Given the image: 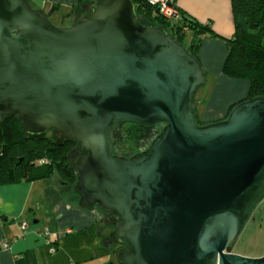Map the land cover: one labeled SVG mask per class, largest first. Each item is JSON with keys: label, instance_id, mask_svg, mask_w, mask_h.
Segmentation results:
<instances>
[{"label": "water", "instance_id": "95a60500", "mask_svg": "<svg viewBox=\"0 0 264 264\" xmlns=\"http://www.w3.org/2000/svg\"><path fill=\"white\" fill-rule=\"evenodd\" d=\"M87 9L56 27L30 0H0V114L78 144L74 193L120 220L124 264H264L233 253L264 201V96L200 125L207 79L188 48L144 25L133 0ZM127 124L164 127L127 157L115 153Z\"/></svg>", "mask_w": 264, "mask_h": 264}, {"label": "crops", "instance_id": "0c3cea01", "mask_svg": "<svg viewBox=\"0 0 264 264\" xmlns=\"http://www.w3.org/2000/svg\"><path fill=\"white\" fill-rule=\"evenodd\" d=\"M101 1L30 0L37 11L50 18L59 15L57 19L71 21L70 26L87 18V6L96 7ZM172 1L180 11L201 23H210L222 37H205L198 50L206 82L216 83L217 88L223 84H242L238 88L232 86L229 91L224 116L216 112L223 99L220 95L209 112L205 111V99L196 101L195 113L205 124L225 120L231 107L247 98L251 85L247 78L230 77L224 72L229 48L223 38L231 39L235 34L232 1ZM23 222L29 226L25 231L21 228ZM45 228L52 232L48 238L40 236ZM113 231L107 215L98 208H80L74 186L55 176L0 185V264H123L119 244L112 238ZM4 243L9 245L8 249H2ZM52 246H56V253L51 252Z\"/></svg>", "mask_w": 264, "mask_h": 264}, {"label": "trees", "instance_id": "16d2710c", "mask_svg": "<svg viewBox=\"0 0 264 264\" xmlns=\"http://www.w3.org/2000/svg\"><path fill=\"white\" fill-rule=\"evenodd\" d=\"M133 1L137 15L144 25H155L166 30L197 59L198 50L205 37L222 39L213 31L210 23H201L185 12L180 11V19L171 22L158 15L147 0ZM231 1L235 34L231 39L223 38L229 48L224 72L230 77L247 78L251 85L247 98L233 105L229 114L241 102L264 96V0ZM127 125V136L138 144L153 138L155 127ZM42 136H29L21 119L16 115L0 114V185L33 182L51 178L55 174H60L68 186L73 187L76 184L77 171L72 166L67 147L78 144L62 140L55 142L45 135ZM41 160L48 163L40 164Z\"/></svg>", "mask_w": 264, "mask_h": 264}, {"label": "rangeland", "instance_id": "374dc122", "mask_svg": "<svg viewBox=\"0 0 264 264\" xmlns=\"http://www.w3.org/2000/svg\"><path fill=\"white\" fill-rule=\"evenodd\" d=\"M58 16H55L54 18L49 17L53 25H55L56 27L70 26L71 21H66L63 18L62 19L59 18L58 20L57 19ZM241 84L242 83H230V85L223 84L217 88L216 83H212L209 80L205 83V85L199 88L196 95V101L199 102L200 99L202 98L205 99L207 101V104L205 106V111L209 112L213 105L212 102L216 100L218 97L220 98L221 96L223 99L221 104L217 108L216 112L217 115L221 114L224 116L226 114V108L228 104L227 102L229 98L228 96L230 95L229 91L231 90L232 86L233 88H238ZM197 119L201 125H207V124L219 122V121H214L205 124L203 123L204 121L202 118L201 119L197 118ZM127 129H128V125H123L120 128L119 132L117 131L115 135L116 145H117L115 147V152L120 156H132L138 152L145 150L152 143V141L161 133L163 127L154 128L152 132L153 138L150 141H144L139 144L135 142V140L127 136V132H126ZM45 136L52 139L55 142L61 141L59 138V134L56 132H49L45 134ZM67 152L71 154L70 155L71 163L76 170V161L80 156L84 155V152L80 149L79 146H75L74 144L68 145ZM54 176L57 177L58 180L60 181L63 182L66 181L60 174H55ZM254 216L256 217V219L254 221L251 220L248 223L243 235L241 236L237 245L233 249V253L251 258H260L264 256V202L259 206Z\"/></svg>", "mask_w": 264, "mask_h": 264}, {"label": "built area", "instance_id": "2783aa9c", "mask_svg": "<svg viewBox=\"0 0 264 264\" xmlns=\"http://www.w3.org/2000/svg\"><path fill=\"white\" fill-rule=\"evenodd\" d=\"M147 3L153 7L156 10V13L158 11V15H160L163 19L167 21H178L181 17V12L177 8L176 4L172 0H147ZM48 161L41 160L40 164H47ZM21 228L25 231L29 228L27 223L23 222ZM52 235V232L49 228H45L42 233H40V236L48 238ZM9 245L4 243L2 245V249H8ZM51 252L56 253L57 248L56 246L51 247Z\"/></svg>", "mask_w": 264, "mask_h": 264}, {"label": "flooded vegetation", "instance_id": "af4514ba", "mask_svg": "<svg viewBox=\"0 0 264 264\" xmlns=\"http://www.w3.org/2000/svg\"><path fill=\"white\" fill-rule=\"evenodd\" d=\"M160 127H164V125H159V126H156L155 128H160ZM264 202V201H263ZM262 202V204H263ZM258 210V209H257ZM257 212V211H256ZM255 212V214H256ZM254 214V215H255ZM256 219V217L254 216V220ZM253 220V221H254ZM107 222L109 224V226H112L114 228V231H113V235H112V238L115 239L116 243L119 244V252L123 249H125L127 247V243L124 241V240H118L116 237H115V230H116V227H117V224L120 222V220L118 218H115V217H112L110 215H107ZM237 245V244H236ZM239 255V254H238ZM247 257V256H246Z\"/></svg>", "mask_w": 264, "mask_h": 264}]
</instances>
